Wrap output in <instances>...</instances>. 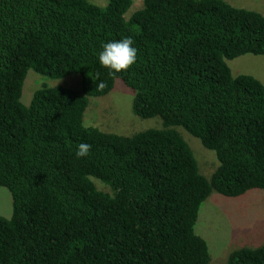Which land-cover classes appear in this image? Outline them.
Wrapping results in <instances>:
<instances>
[{
    "label": "trees",
    "instance_id": "trees-1",
    "mask_svg": "<svg viewBox=\"0 0 264 264\" xmlns=\"http://www.w3.org/2000/svg\"><path fill=\"white\" fill-rule=\"evenodd\" d=\"M141 2L126 18L132 0H0V187L12 207L0 216V264H208L195 233L203 203L264 192V86L226 64L264 56V16L223 0ZM124 37L137 60L110 73L98 54ZM29 71L76 74L81 92L43 86L23 105ZM116 80L134 92L133 114L162 130L83 125L88 98ZM177 128L215 154L209 179ZM81 143L91 151L77 158ZM226 264H264V244Z\"/></svg>",
    "mask_w": 264,
    "mask_h": 264
},
{
    "label": "rangeland",
    "instance_id": "rangeland-1",
    "mask_svg": "<svg viewBox=\"0 0 264 264\" xmlns=\"http://www.w3.org/2000/svg\"><path fill=\"white\" fill-rule=\"evenodd\" d=\"M235 8L255 11L264 16V0H223ZM97 6H104L107 0H89ZM142 8L141 0H132V6L126 14ZM226 64L233 77L249 75L264 86V56L245 55ZM43 86H61L81 92L80 77L76 74L60 80H49L29 71L25 79L21 103L28 105L32 94ZM134 92L121 80H116L112 91L103 97L88 98V106L83 114V125L98 130L131 136L146 130H162V121L155 117L142 119L132 112ZM192 150L199 173L209 179L218 167V161L212 151L202 147L200 142L182 129H176ZM98 190L109 189L91 178ZM12 213L11 196L7 189L0 187V216L9 219ZM197 236L205 240L210 261L208 264H226L229 255L239 249H255L264 244V192L251 190L238 198H228L212 192L203 203L195 226Z\"/></svg>",
    "mask_w": 264,
    "mask_h": 264
},
{
    "label": "clouds",
    "instance_id": "clouds-1",
    "mask_svg": "<svg viewBox=\"0 0 264 264\" xmlns=\"http://www.w3.org/2000/svg\"><path fill=\"white\" fill-rule=\"evenodd\" d=\"M133 44L134 41L132 37H124L120 40H112L105 43L98 54L99 64L113 74L128 71L137 60L138 50ZM99 86L104 87L102 82ZM90 151V144L81 143L75 155L77 158H84L89 155Z\"/></svg>",
    "mask_w": 264,
    "mask_h": 264
}]
</instances>
